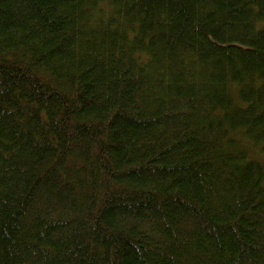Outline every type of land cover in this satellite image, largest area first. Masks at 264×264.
<instances>
[{
  "label": "trees",
  "instance_id": "trees-1",
  "mask_svg": "<svg viewBox=\"0 0 264 264\" xmlns=\"http://www.w3.org/2000/svg\"><path fill=\"white\" fill-rule=\"evenodd\" d=\"M0 264H264V0H0Z\"/></svg>",
  "mask_w": 264,
  "mask_h": 264
}]
</instances>
